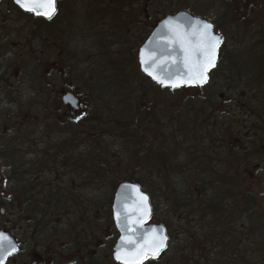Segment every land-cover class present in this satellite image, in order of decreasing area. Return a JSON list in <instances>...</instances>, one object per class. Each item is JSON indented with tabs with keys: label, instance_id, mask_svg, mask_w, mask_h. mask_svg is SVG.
Listing matches in <instances>:
<instances>
[{
	"label": "rangeland",
	"instance_id": "obj_1",
	"mask_svg": "<svg viewBox=\"0 0 264 264\" xmlns=\"http://www.w3.org/2000/svg\"><path fill=\"white\" fill-rule=\"evenodd\" d=\"M251 1L254 9L250 17H246L245 9L238 8V3L235 5V12V6H232L229 17L220 19L217 16L221 27L219 32L226 36V42L221 46L219 62L210 73L208 83L203 87L173 89L152 87L154 84L139 71L138 49L149 34L151 26L163 14L187 11L188 4H191L196 16L211 18L214 17L211 14L222 8L224 2L62 0L58 5V14L47 22L49 31V28L44 29L43 24L34 23L11 9L9 0H3L0 3V134L3 135L0 136V228L9 230L20 239L23 247H27L30 237L41 243L55 234L60 239L70 225L93 222L94 215L98 218L100 213L107 212L106 200L109 196L111 213L116 185L121 180H128L130 174L127 170L132 171L138 166V163L128 165V158L131 159L136 150L140 153L142 148L136 141L135 144L128 142V153L126 148L122 152V144L112 148L121 153V156L116 157L119 162L117 167L110 165L113 162L110 150L98 149L102 140L97 135L93 139L88 135L81 139L82 149L86 147L90 151L83 156V161V157L65 156L66 152L52 157L33 155L30 152L49 150L39 122L34 121L41 118V106H28V94L41 84L45 68L47 51L43 49V39L39 38L42 37L43 29L51 33L52 41L59 39L60 29L66 30L72 35L71 38H78L77 42L82 44L85 52L94 53L92 60H82V70L79 71L83 89L92 95L91 105L87 103L86 106L87 116L83 115L81 121L89 123V126L94 123L101 135H108L110 138L111 124L115 119L128 118V130L135 124V116H139L142 121L148 117L155 119L153 135H148L157 142L153 146L155 154L146 155L145 161L155 160L159 164L164 159L162 167L161 164L157 165L158 169L162 168L158 180V186L164 189L162 199L165 201L169 192L170 195H178L180 200L192 194L195 180L210 178L208 170L222 157V150L226 145L234 142L232 132L242 129L245 135L251 137L250 140L256 147L264 146V71L260 69L264 65V8L260 6V0ZM51 47L57 49L58 43L56 46L51 43ZM236 50L241 52L242 59L251 57L254 61L245 70L246 73L241 74L248 75L243 78L242 85L236 81L239 77L230 75L233 69L232 54ZM50 58L51 61L55 59L54 53ZM51 78L54 80L53 84H60L57 75H51ZM153 89H156L155 92ZM219 94H224V97L219 99ZM189 97L194 105L188 108L185 102ZM149 100L153 102L147 105ZM22 114L27 116V120H31L19 123L18 116ZM3 126L5 130L1 132ZM140 126L136 125V129ZM227 127L228 130H225ZM24 128H29L26 133L28 138L18 148L14 145L16 140L12 141L16 138L14 130ZM233 128L235 131H232ZM105 130L107 133H104ZM92 141L95 145L90 148ZM105 141L109 146L117 143L114 139L108 141L105 138ZM142 141L145 144L153 143L145 137ZM7 147L11 152L5 150ZM69 150L70 147H66V151ZM103 153L106 154L105 157H102ZM142 153L144 155L143 151ZM194 157H200L198 172L193 162ZM86 162L90 163L85 167ZM34 165H39L37 170L33 169ZM101 172L105 175L99 181ZM130 173L137 175L135 171ZM262 173L263 171L259 175ZM249 191L255 194L253 196L249 193L251 198L261 197L253 203L252 219L255 225L258 221L263 228L264 190L259 191L260 193L256 190ZM14 196L16 201L12 203L10 200ZM23 197L29 199L27 211L16 205L22 202ZM103 199L106 200L100 201ZM13 204L15 206H10ZM166 220L168 232L174 235V244H179L182 236L177 233L183 231L188 220L184 222L180 213ZM230 222L233 223L234 220ZM210 223L209 218L204 220V230L211 226ZM240 224L241 220H238L236 229L229 227L235 236L229 253H235L241 236ZM250 234L259 233L254 230ZM260 234L264 235V232ZM182 248L184 252L185 248ZM191 254L188 251L185 260ZM256 255L264 258L258 251L255 254L246 253L242 259L243 264L246 261L260 262ZM169 263V259L161 256L144 264Z\"/></svg>",
	"mask_w": 264,
	"mask_h": 264
},
{
	"label": "trees",
	"instance_id": "obj_2",
	"mask_svg": "<svg viewBox=\"0 0 264 264\" xmlns=\"http://www.w3.org/2000/svg\"><path fill=\"white\" fill-rule=\"evenodd\" d=\"M61 1L62 0H58V5ZM218 1L224 2V4L222 8L213 12L214 17H212V19L214 20L211 19L217 32H221V27L219 25L220 20L218 17H220V19L225 16L229 17L232 12L231 8L232 6L237 5L236 3L239 4L238 8L245 9L246 17H250L254 9V7L252 9L253 2L251 0ZM260 6L264 8V0H260ZM235 8L236 6L234 7V12ZM58 10L59 8L57 7V14ZM187 11L195 15L193 10L191 9V4H188ZM261 37H263V35H261ZM222 38V44H225L226 36L222 35ZM232 56L233 69L230 75L232 77H239L236 78V81L239 82V85H242L244 82L243 78H247L248 75L241 74L243 72L246 73L245 70H248L250 68V65L253 64L254 61L251 57L242 59L241 52L238 50H236V52L233 53ZM260 69L264 71V65L260 66ZM155 90L156 89H153L152 91L155 92ZM151 100L147 102V105H150V103L153 102ZM185 104L189 108L190 106L194 105V102L189 97L186 98ZM10 112L12 113L13 110H11ZM7 113L9 112H6V114ZM12 114H14V112ZM18 118L19 119L17 121H19V123H25L26 121H29V119L27 120V116L23 114L19 115ZM128 122L129 119H125L124 117L122 118V120H113L110 129V138L107 137L108 135H101V131L96 130L95 128L97 127V125L91 122L94 128H92V131H86L85 133H83V138H85V135H88L93 139L96 137L95 135H97V137L102 140L98 149H103L105 151L110 150V152L113 153V155L110 157L113 162H110V165L114 167L118 166L119 162L116 160V157L121 156V153L115 151L112 148L119 146L118 144H122V152L126 148V152L128 153L130 152L129 147L127 146L128 142L134 143L136 141L138 145L142 146V148H140V153L138 150H136L137 152H135L131 159L127 157L128 165H130L131 163H138V166H135L132 170L135 171L137 175L133 176L130 173L132 171L127 170L126 172L130 174L128 176L129 178L128 180H121V182L129 181L136 183L141 187L142 191H144L149 196L152 205V217L155 220H159L160 223L164 224L167 229L169 228V225L166 218H172L173 216H176L180 213L181 217L184 218V222L188 220L183 231L177 233L178 235L182 236V239L179 240L177 237L178 235H176V239L179 240L180 245L177 243L174 244V235L172 234V232H168V247L161 253L159 257L162 256L166 257V259H169V264H240V262L241 264H243L238 254L231 252L229 253V249L233 246L232 242L235 240V236L231 233L229 227L231 226L233 229H236V223H238V220H241L240 239H242L243 242L246 239L249 240L250 236L252 235L250 233L254 230L259 234L261 232H264L262 230L264 229V227L261 228V225H259L258 221L255 225L254 220L252 219V215L254 214V210L252 208L253 203L254 201H258L260 196L251 198L249 193H251L253 196H255V194L241 187V182L246 180V176L244 173L246 165L242 161L245 158L242 157L240 153L241 148L238 145V141L236 139V132L231 133L232 140H234V142L228 144L226 143V148L222 150V157L219 159V161L214 163V167H210V170H208V177H210L211 179L209 178L203 180H195L194 186L191 190L192 194L189 196L187 195L180 200L177 197L178 195L175 196L174 193L173 197V195H170L168 192L169 196H166L164 201L162 199L164 189L158 186L159 174L162 171V168L158 169L157 167V165L159 164H161L162 167V162L164 161V159L163 161H161V163L159 162V164L155 160L145 161L146 155L155 154V152L153 151V146H155L157 142L154 141L152 137L150 138L148 135H153L154 125L156 126V121L151 117H148L144 121H142L139 116H135V124L131 125L130 130H128ZM136 125L141 126L136 129ZM39 126L42 133L44 126L42 124H40ZM4 128L5 127L3 126L1 132H4ZM228 128L229 127H227L225 130H228ZM28 131L29 128H24L23 130H14V132L16 133V138L12 139V141L16 140L14 142V145H17L18 148H21V145L26 143L25 139L28 138L26 134ZM232 131H235V128H233ZM104 133H107V131L105 130ZM0 136L3 135L0 134ZM144 137L146 139H150V141L153 143L145 144L144 141H142ZM105 138L108 141L114 139L117 143H115V145L111 144L109 146L107 144V141H105ZM130 139H132L133 142ZM10 141L11 140H9V143ZM94 145L95 143L93 142L90 145V148ZM83 148L84 150H88L85 149L86 147ZM5 150L11 152L8 147L5 148ZM142 151L144 152V155ZM86 153L88 154L90 153V151L88 150ZM165 154L168 153L166 152ZM105 156L106 154L103 153L102 157ZM83 160H85L84 157L82 161ZM193 162L196 165V167L195 165L194 167L198 172L200 170L201 164L200 157H194ZM89 163L90 162L84 163V166H88ZM103 165L105 164L103 163ZM37 167L38 166L34 165L33 169L36 168L37 170ZM158 170L160 171L158 172ZM99 174H102V176L98 178V180L101 181L104 178L105 173L101 172ZM12 193L14 194V192ZM10 201H12V203H15L16 197L14 196V198H12V200ZM21 201L22 202H18V204L16 205H18L19 207L21 206L23 211H27L28 206L26 204L29 199L23 197ZM10 206H15V204ZM206 218L210 219L211 226H209L207 230H204V220ZM232 220H234L233 223L230 222ZM187 235H189L188 239ZM184 241L187 242L184 243ZM182 247L185 248L184 252L182 251ZM188 251L192 252V254L191 256H188L189 258L187 260H185ZM244 264L253 263H251L250 261H246Z\"/></svg>",
	"mask_w": 264,
	"mask_h": 264
},
{
	"label": "flooded vegetation",
	"instance_id": "obj_3",
	"mask_svg": "<svg viewBox=\"0 0 264 264\" xmlns=\"http://www.w3.org/2000/svg\"><path fill=\"white\" fill-rule=\"evenodd\" d=\"M2 1L0 0V3ZM9 3L11 9L18 11L20 15L29 18L34 23H42L44 29L49 28L50 31V27L46 26L48 20L43 21L32 14L23 12L13 4V0H9ZM160 19L162 18H158L151 26L147 37ZM44 29L42 37H39L43 39L44 51H47L44 73L41 84H38L35 90L28 94V106H41V118L34 119V121L45 127L42 134L49 150H31L30 152L33 155L41 154L49 157H52V155L60 156L62 152H66L65 156L68 157H83L87 154V151L82 149L81 139L83 133L84 131H92L94 127L81 121L83 115L87 116L86 106L87 103L91 105L92 95L83 89L79 71L82 70V60L84 58L92 60L94 53L85 52L82 44L77 42L78 38L76 36L71 38L72 35L70 36L66 30L61 31V29L59 39H54L58 43V48L51 47V43L53 46H56L57 43L50 38L52 37L51 33L46 32ZM53 53L55 59L51 61L50 56ZM214 69H211L210 72ZM51 75L58 76L60 83L58 86L53 84L54 80ZM154 86L162 88L161 86ZM69 95L76 101L75 106L66 99V96ZM56 133H58V136H56ZM245 134L242 129L236 131V139L241 148L240 153L245 158L242 161L246 165L244 171L246 180L241 182V187L245 190L259 192L264 190V153H260L264 151V146L259 145L256 147L251 142V137ZM66 147H70L69 152L66 151ZM44 168L46 167H42V169ZM261 171L263 173L259 175ZM104 200L106 199L100 201ZM106 202L108 203L106 213H100L98 218L94 215L93 222L87 221L85 224L70 225L60 239L55 234L41 243L36 241L34 237H30L28 246L23 247L20 239L14 236L17 251L12 255H8L3 260V264H110V262L111 264H120L113 259V247L118 232L114 225L112 212L110 213V196ZM58 240L59 242H57ZM245 245L250 246V248L245 247ZM255 251H258L260 255H264L263 234L251 235L249 240L244 242L239 239L238 245L235 247V253L238 254L241 261L246 253L255 254ZM256 257L261 264H264L263 257L257 255ZM153 260H156V258L146 259L143 264ZM260 262H254L253 264Z\"/></svg>",
	"mask_w": 264,
	"mask_h": 264
},
{
	"label": "snow or ice",
	"instance_id": "obj_4",
	"mask_svg": "<svg viewBox=\"0 0 264 264\" xmlns=\"http://www.w3.org/2000/svg\"><path fill=\"white\" fill-rule=\"evenodd\" d=\"M20 9L31 13L37 17H43L51 20L57 11V0H15ZM184 23L191 31L182 30L180 24L176 21H168L165 27L171 34L168 43L171 47L164 49L159 55L171 64L166 65L169 71L166 74L150 70L145 60L143 50L140 53V62L144 66L147 74L158 84L168 86L173 89L181 84L201 86L208 83V73L216 67L218 59V50L223 42V38L213 32L211 23L199 20H187ZM179 46V52L182 54L177 57L176 46ZM157 53H153L155 58ZM155 65V59H153ZM174 67V71L171 70ZM123 191L118 196L122 206L127 208L129 199L127 189L137 193V200L134 201L133 213L137 215L133 219L131 214H123L118 211L115 214L117 226L123 229L121 235V244L119 250L115 253V258L120 264H143L146 259H155L165 249L168 237L164 235L163 230L151 229V236L136 235L138 229L142 227L144 220L150 215L148 207V197L140 192L135 186H124ZM133 233V235H128ZM147 237V238H146ZM17 251V247L7 237L0 235V264L3 260Z\"/></svg>",
	"mask_w": 264,
	"mask_h": 264
},
{
	"label": "water",
	"instance_id": "obj_5",
	"mask_svg": "<svg viewBox=\"0 0 264 264\" xmlns=\"http://www.w3.org/2000/svg\"><path fill=\"white\" fill-rule=\"evenodd\" d=\"M13 2H14V4L16 6H18L15 3V0H13ZM211 15H213V14H211ZM35 17H37V16H35ZM41 18H43V17H41ZM187 20H192V21L199 20V21H202V22L211 23L210 21H208L206 19H202L200 17L193 16L192 14H190L187 11H178V12H176L174 14H169V15L163 14V19L160 20L159 22H157V24L155 25V28L153 29L151 34L148 36V38L146 39L144 44L139 49L137 60H138L139 66H140V70L145 76H147L151 80H153L147 74V72L144 69V66H142V64L140 62V53H141V51L143 50V52H144V57H145L146 62L149 65L150 70L157 71L158 73H161V74H166L169 71V68L166 65H170L171 61L170 60L166 61L163 56L159 55V53L162 52L164 49H166L168 47H171V45H169V43H168V38H169V36L171 34L169 33V31L165 27V25L167 24L168 21H176V22H178L180 24V27H181L182 30L191 31V29L186 25V23H184ZM176 49H177V53H176L177 57H179L182 54L179 52V46L178 45L176 46ZM154 52L157 53L155 58L153 57V53ZM153 59H155V65H159V67H155L153 65ZM171 70L174 71L175 70L174 67ZM154 82L157 85H160L156 81H154ZM181 85H186V84H181ZM218 97H219V99H222L224 97V94H219ZM66 99L69 102H71V104L73 106L76 105V101L72 98V96H70V95L66 96ZM0 181H1V176H0ZM131 185H135L140 190L141 193H143L144 195H146L148 197V195L141 190L140 186L135 184V183L122 182V183H119L116 186V189H115V192H114V196H113V201H112V215H113L114 224H115V227H116V229L118 231L119 236H118V238L116 240V243L114 245V248H113V259L116 262H118V263H120V262L116 260L115 253L119 250V247H120V244H121V239L120 238H121V235L124 234V232H123V229L121 227L117 226V221L115 219V214L118 211L122 212L123 214H131L133 219L137 215L136 213L132 212V209L134 208V203L133 202L137 200V193L135 191H132L130 188L127 189L128 197H129V199L127 201V208L122 206L121 202L118 200L119 194H121L123 191H125V187L124 186H131ZM147 203H148V207L150 208V215H148V217L144 220L142 227H140L138 229V232L136 233V235L139 236V235L147 234V236H151V234H152L151 233V229L155 228V229H157V231L162 229L164 235H166L168 237V234L166 232V228H165L164 225H162V224H152V223H147L146 224V222H148V220L150 219L151 214H152V208H151L149 197H148ZM0 235L7 237L8 240L12 241V243L16 245V239L11 234V232L8 231L6 228H0ZM128 235H133V233H128ZM168 241H169V237L167 239L166 247L168 245ZM166 247H165V249H166Z\"/></svg>",
	"mask_w": 264,
	"mask_h": 264
}]
</instances>
